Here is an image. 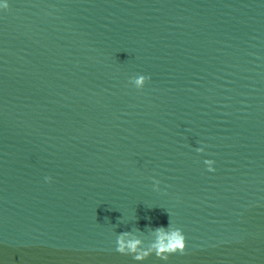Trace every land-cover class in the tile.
<instances>
[{
	"label": "water",
	"instance_id": "1",
	"mask_svg": "<svg viewBox=\"0 0 264 264\" xmlns=\"http://www.w3.org/2000/svg\"><path fill=\"white\" fill-rule=\"evenodd\" d=\"M8 5L0 264H264V0Z\"/></svg>",
	"mask_w": 264,
	"mask_h": 264
},
{
	"label": "clouds",
	"instance_id": "2",
	"mask_svg": "<svg viewBox=\"0 0 264 264\" xmlns=\"http://www.w3.org/2000/svg\"><path fill=\"white\" fill-rule=\"evenodd\" d=\"M8 6V0H0V9H7ZM146 79V75H139L135 78V83L141 85ZM196 151L200 152L203 151V149L197 147ZM204 163L209 170H212L213 161L210 158H206ZM49 179V176H44L45 181H48ZM159 228L166 229V226L157 225V229ZM184 242V234L179 227H173L170 230L166 229V234L154 236L148 241L142 240L128 230L121 231L115 236L116 250L121 253L130 254L133 259L136 260L143 259L149 253H153L161 258H166L167 253L183 250Z\"/></svg>",
	"mask_w": 264,
	"mask_h": 264
}]
</instances>
